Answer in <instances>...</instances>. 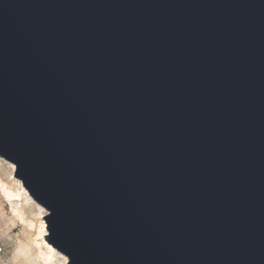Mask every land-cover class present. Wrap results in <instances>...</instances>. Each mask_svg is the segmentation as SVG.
Here are the masks:
<instances>
[{
  "label": "water",
  "instance_id": "95a60500",
  "mask_svg": "<svg viewBox=\"0 0 264 264\" xmlns=\"http://www.w3.org/2000/svg\"><path fill=\"white\" fill-rule=\"evenodd\" d=\"M0 157L67 264H264V0H0Z\"/></svg>",
  "mask_w": 264,
  "mask_h": 264
},
{
  "label": "rangeland",
  "instance_id": "374dc122",
  "mask_svg": "<svg viewBox=\"0 0 264 264\" xmlns=\"http://www.w3.org/2000/svg\"><path fill=\"white\" fill-rule=\"evenodd\" d=\"M47 213L15 177V166L0 157V264L68 263L46 239Z\"/></svg>",
  "mask_w": 264,
  "mask_h": 264
},
{
  "label": "bare ground",
  "instance_id": "6f19581e",
  "mask_svg": "<svg viewBox=\"0 0 264 264\" xmlns=\"http://www.w3.org/2000/svg\"><path fill=\"white\" fill-rule=\"evenodd\" d=\"M51 247H53V246H51Z\"/></svg>",
  "mask_w": 264,
  "mask_h": 264
}]
</instances>
